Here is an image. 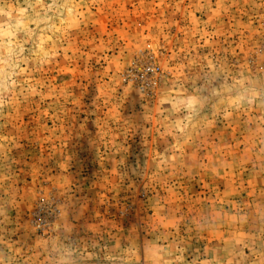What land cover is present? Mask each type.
<instances>
[{
	"label": "rangeland",
	"instance_id": "obj_1",
	"mask_svg": "<svg viewBox=\"0 0 264 264\" xmlns=\"http://www.w3.org/2000/svg\"><path fill=\"white\" fill-rule=\"evenodd\" d=\"M0 264H264V0H0Z\"/></svg>",
	"mask_w": 264,
	"mask_h": 264
}]
</instances>
